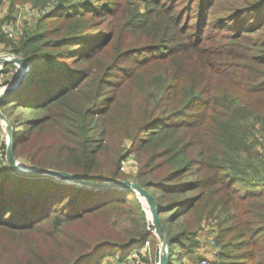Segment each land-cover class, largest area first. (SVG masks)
<instances>
[{
    "label": "trees",
    "instance_id": "trees-1",
    "mask_svg": "<svg viewBox=\"0 0 264 264\" xmlns=\"http://www.w3.org/2000/svg\"><path fill=\"white\" fill-rule=\"evenodd\" d=\"M125 1L62 4L41 18L54 26L11 44L32 63L24 86L0 101L16 157L86 179H125L129 153L109 148L106 125L122 85L133 82L152 100L127 132L128 152L141 158L137 182L158 201L168 264L179 247L196 251L209 219L219 226L220 264H264V155L253 121L264 127V0H144L143 10ZM96 5L110 29H95ZM157 48L165 51L121 65ZM1 148L0 264H102L106 248L121 261L147 240L144 263L156 264L160 241L136 191L24 175L8 163L5 141Z\"/></svg>",
    "mask_w": 264,
    "mask_h": 264
},
{
    "label": "rangeland",
    "instance_id": "rangeland-1",
    "mask_svg": "<svg viewBox=\"0 0 264 264\" xmlns=\"http://www.w3.org/2000/svg\"><path fill=\"white\" fill-rule=\"evenodd\" d=\"M80 1L81 0H0V35L3 41L5 42V47L1 51L3 53L0 52V55L15 54L10 50L11 44L19 43L23 35L29 32H34L39 28H43V25H45V27L54 26L55 24L51 20H46L44 24L45 20H41V18L44 17V15H46L49 12L56 11L58 8L61 7L62 4L77 5L78 2ZM134 1L138 4L140 9L142 10L144 9V5H145L144 0H134ZM125 3H129V2L126 0ZM107 5H111V4L107 3ZM26 6L36 9H42L43 12L37 15L36 17L28 16L25 14L24 11V8ZM93 8L94 10L98 11L97 5L94 6ZM99 13L100 12L98 11V13L93 17L91 15L92 17L91 20L96 21L93 22L95 29H100L103 27L106 29H110V25L108 24V19H106L104 16L101 18V15ZM59 21H62V19H60ZM9 24H12L15 28L18 29L14 39H9L6 37L4 33H2L3 32L2 27ZM144 43H148V42L139 41L133 45L142 44L143 45L142 48H145ZM156 43L158 42L156 41ZM163 51H165L163 48L150 49L147 52L137 51L136 53H133V55L131 54V56H127V59L121 61V65H127V64L134 65L133 63L134 61H132L131 58L136 57L137 55L146 53L149 56V55L160 54ZM159 66L160 65L157 63L151 64L145 71L151 74ZM138 74L140 76H138ZM12 76H13L12 74H8L5 78L9 77L11 79ZM141 78H142V72H137V74H135L132 79L133 81H136ZM6 84L7 83H4L3 86H5ZM147 98L150 97H148L144 92H141L133 82H127L123 84L119 92V97L116 99L115 102L112 103L113 105L112 113L108 120V124L106 125L107 128L106 136L108 138L109 148L118 151L119 154L121 155L125 153H129V156L125 157V159L121 163L122 176L124 177L126 176L125 179H129L136 182H137L136 177H137L141 158L137 153H133L130 155V152H128V150L132 149L131 147L132 140L131 138L128 137L127 132L128 131L133 132L136 125L141 122L142 111L147 103ZM151 100L152 99L150 98L149 99L150 103ZM253 121L255 122V132L260 137V144L258 148L259 151L264 155V127L263 125H261V122L258 121L257 119H253ZM2 130H3V126L0 122V131ZM0 147H2L1 139H0ZM18 159H20L24 165L26 164L25 166H29L24 161L23 158L18 157ZM136 195L137 198L141 201L142 198H140L137 192ZM180 223H181V219L177 220L174 224V227L177 228L180 225ZM154 233L156 234V232ZM218 233H219V226L217 224V221L215 219L205 220L202 224V228L199 229L198 232V238L200 243L196 251L194 253L186 252L185 254H181V247L177 248L173 253V257H172L174 261L173 263L199 264V262L203 257H207V259L209 260V264H220V258L217 256L218 254L214 253L215 251L213 248L214 245L213 241H215L218 247V251L222 250L221 242L217 241ZM136 249L137 247L133 248L132 250L130 249L122 252L121 253L122 256L124 253H126V257H124L123 260L121 261L117 260V258H115L114 256L109 255L108 253H111L112 251L108 250V248L100 252V254L97 255V257L98 258L104 257L102 260L103 261L102 264H145L143 257H146L148 253H151L152 251L150 242L147 240L144 243V245L138 247L137 251H140L141 253L140 255H136L138 254L136 253ZM158 252H160V246Z\"/></svg>",
    "mask_w": 264,
    "mask_h": 264
},
{
    "label": "water",
    "instance_id": "water-1",
    "mask_svg": "<svg viewBox=\"0 0 264 264\" xmlns=\"http://www.w3.org/2000/svg\"><path fill=\"white\" fill-rule=\"evenodd\" d=\"M13 63L15 70L10 81L2 87L0 91V101L19 89H21L28 80V75L32 71V63L24 56L11 54L0 55V72L4 71L6 64ZM0 122L3 125L7 134V150L6 159L11 167L19 173L28 176H45L52 175L57 180L77 183L90 187H105L115 186L133 189L140 196L142 204L146 209L147 218L154 226L155 232L160 239L159 259L156 264H168L171 253L167 233L163 227L160 217V207L155 195L147 188L143 187L139 182L129 179H117L113 181H101L86 179L82 175L73 173L62 169H54L49 167H29L25 166L20 159H18L14 152V127L11 120L0 109Z\"/></svg>",
    "mask_w": 264,
    "mask_h": 264
},
{
    "label": "built area",
    "instance_id": "built-area-1",
    "mask_svg": "<svg viewBox=\"0 0 264 264\" xmlns=\"http://www.w3.org/2000/svg\"><path fill=\"white\" fill-rule=\"evenodd\" d=\"M24 11H25V14L28 15V16H37L39 14H41L43 12L42 9H36V8H31V7H28L26 6L24 8ZM3 29V32L7 38L9 39H14L15 36H16V33L18 31L17 28H15L12 24H9V25H6V26H3L2 27ZM5 47V42L3 41L1 35H0V52L2 51V49ZM3 53V52H1ZM6 55H11V54H6ZM15 70L12 69L8 72V74H14ZM6 73L4 71L0 72V91L4 85V78L6 77ZM3 82V83H2ZM3 126V125H2ZM0 139L1 141H5L7 143V134L4 130V127H3V130L0 131ZM0 156H3V151H2V148L0 147ZM149 220V219H148ZM150 221V220H149ZM151 227L149 226V229ZM150 230L154 231L155 232V229L154 228H151ZM213 248H214V253H216L218 251V247H217V244L215 243V241H213ZM133 254V253H132ZM199 264H209V260L207 259V257H203L201 259V261L199 262Z\"/></svg>",
    "mask_w": 264,
    "mask_h": 264
},
{
    "label": "crops",
    "instance_id": "crops-1",
    "mask_svg": "<svg viewBox=\"0 0 264 264\" xmlns=\"http://www.w3.org/2000/svg\"><path fill=\"white\" fill-rule=\"evenodd\" d=\"M1 66V65H0ZM202 252V251H201Z\"/></svg>",
    "mask_w": 264,
    "mask_h": 264
}]
</instances>
